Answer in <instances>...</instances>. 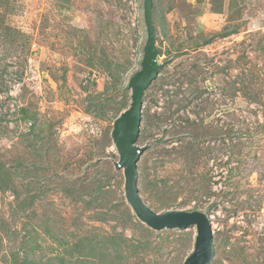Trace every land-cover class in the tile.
I'll list each match as a JSON object with an SVG mask.
<instances>
[{"label": "rangeland", "instance_id": "rangeland-1", "mask_svg": "<svg viewBox=\"0 0 264 264\" xmlns=\"http://www.w3.org/2000/svg\"><path fill=\"white\" fill-rule=\"evenodd\" d=\"M153 2L139 193L157 212L209 215V264H264V0ZM147 38L144 0H0V164L14 173L0 186V264H183L193 251L196 227L141 222L115 167Z\"/></svg>", "mask_w": 264, "mask_h": 264}, {"label": "water", "instance_id": "water-1", "mask_svg": "<svg viewBox=\"0 0 264 264\" xmlns=\"http://www.w3.org/2000/svg\"><path fill=\"white\" fill-rule=\"evenodd\" d=\"M153 0H144L147 41L142 67L130 79L131 103L114 122L112 140L118 151L117 169H123L125 198L141 222L154 230L188 229L195 226L194 248L183 264H209L213 257V229L209 215L202 210H167L157 212L145 204L137 182L138 160L145 146L135 145L140 134L145 91L159 75L158 47L153 23Z\"/></svg>", "mask_w": 264, "mask_h": 264}, {"label": "trees", "instance_id": "trees-1", "mask_svg": "<svg viewBox=\"0 0 264 264\" xmlns=\"http://www.w3.org/2000/svg\"><path fill=\"white\" fill-rule=\"evenodd\" d=\"M158 55H160V51L158 50ZM20 114H21V118L23 119V120H27V121H29V111L27 110V108L26 107H21L20 108ZM33 118V117H32ZM32 118H30V119H32ZM36 123V120H33V122H32V124H30V128H32V126L34 125ZM35 126V125H34ZM189 143V142H188ZM187 143V144H188ZM190 147V146H189ZM14 175V173L12 172V170H11V168L10 167H7L6 165H4V164H0V186H2V187H7V186H5V185H7V184H9L10 185V183H11V181H12V176ZM190 175L193 177V175L194 176H199L201 179H209V177H208V174H201L200 172L199 173H193L192 172V170H191V173H190ZM180 177H181V174H180ZM183 178V177H182ZM188 179V178H187ZM162 182H163V185H165L166 184V186H167V183L169 182V180L168 179H163L162 180ZM172 183H174V185H171L170 186V189L171 190H175L176 188H179V184L177 183V182H172ZM152 184V183H151ZM154 185V184H153ZM18 195V193L16 192V197H17V201H16V204L14 205V208H18L19 210H21V211H23V210H25L26 209V207H28L29 206V199L28 198H25L23 201L21 200H19V197L17 196ZM192 210H196V208L195 209H192ZM140 227L143 229V230H146V231H148L149 233H153L154 232V230H152V229H150V228H148V227H146V226H144L143 224H140ZM136 245V247L138 248V246H140L139 248H142L143 246H145V245H147V243L144 245V243L143 242H141V241H139V242H137V244H135ZM81 248H83V249H81ZM80 248V250L82 251V254L81 255H86V256H88L87 255V253L88 254H90V252H88L87 250H88V248H85V247H81ZM136 248V249H137ZM138 248V249H139ZM119 249L120 248H116V251L118 252L119 251ZM84 250V251H83ZM18 260H20V263L22 264V261H25V258L23 257V258H20L19 256H14V261L15 262H17V263H19V261ZM62 264V263H61Z\"/></svg>", "mask_w": 264, "mask_h": 264}]
</instances>
